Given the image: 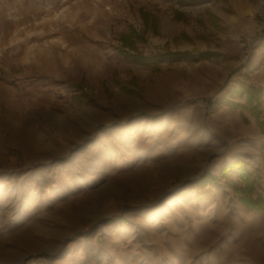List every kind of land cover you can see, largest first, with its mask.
Masks as SVG:
<instances>
[{"label": "rangeland", "instance_id": "obj_1", "mask_svg": "<svg viewBox=\"0 0 264 264\" xmlns=\"http://www.w3.org/2000/svg\"><path fill=\"white\" fill-rule=\"evenodd\" d=\"M174 1L0 0V264H264V133L241 108L230 107L229 123L217 115L222 99L244 95L206 98L185 120L192 127L160 121L140 94L171 64L137 65L115 49L131 24L138 50L158 51L148 32ZM56 134L68 151L29 167L38 146L18 140ZM237 157L259 178L260 212L233 194L235 170L219 175ZM204 173L217 180L186 184Z\"/></svg>", "mask_w": 264, "mask_h": 264}, {"label": "crops", "instance_id": "obj_2", "mask_svg": "<svg viewBox=\"0 0 264 264\" xmlns=\"http://www.w3.org/2000/svg\"><path fill=\"white\" fill-rule=\"evenodd\" d=\"M190 10L197 12L193 14L194 12H189ZM167 14L158 19L157 35L148 32L151 16L146 21L145 32H148V42L157 46V50L163 51V47L170 50H188L193 56L209 50L216 52L217 55L198 60L185 57L174 62L168 57H163L160 64H171L172 67L152 74L147 82V89H143L140 94L148 113L154 114L162 110L160 121L185 123L186 126L192 127L188 123L191 120L187 117L195 120L196 110L206 98L211 96L224 98L239 87L264 85V77L256 83L250 79L254 63L258 66L260 60L262 61L260 70L264 73V53L259 51V49L264 51V45H261V41L264 40V0H175ZM194 21L202 26H194ZM178 35L180 37L176 38L177 40L172 39ZM242 43L252 48L251 52L244 54ZM249 64L251 67L248 68ZM92 104L94 103H90ZM230 107L225 104L217 112L223 122L230 120L228 116ZM243 114L248 123L255 126L254 118L245 111ZM237 115L242 121L239 109ZM102 117L106 118L108 115L104 113ZM256 127L258 129L257 125ZM4 129L9 132L12 126ZM1 131L2 125L0 156H4L8 149L3 142ZM66 140L69 139L56 134L46 138L40 137L39 142L35 143L31 139L26 143L18 140V143L31 149L38 146V149L33 150L32 156L29 155L30 151L26 152L27 162L31 167L36 162H47L67 152L70 145L65 142ZM5 168L9 169L11 166Z\"/></svg>", "mask_w": 264, "mask_h": 264}, {"label": "trees", "instance_id": "obj_3", "mask_svg": "<svg viewBox=\"0 0 264 264\" xmlns=\"http://www.w3.org/2000/svg\"><path fill=\"white\" fill-rule=\"evenodd\" d=\"M141 18L143 23H145V12L141 13ZM145 24L143 25V33H145ZM141 35V34H140ZM120 45L115 49L117 52L125 59L129 60L134 64L143 65V66H151L156 67L163 57H168L171 62L179 61L185 57H191L194 60L198 59H208L212 55H217L214 51L206 50L204 52L197 53L196 56L191 54V51L188 50H170L164 49L163 51H156L149 54H144L138 50L136 45V40H143L136 28L133 25H128V31L122 33L119 36ZM261 45H264V40L261 41ZM263 88L261 86L250 85L246 88H238L235 91L238 94L244 95V103H239L233 99L226 100L222 99L221 102L230 105L232 108H241L242 110L247 111L250 115H252L260 129L261 133H264V118L260 117V109H259V96L262 92ZM126 93L129 94H137L134 89L125 88ZM242 115V119L244 122H247V118ZM260 150L264 151V143L260 145ZM231 170H235L238 176V179L241 183H237L236 181H232V191L233 194L237 197L239 203L243 204L246 208L250 209L254 212H260L263 207V197L256 190L255 183L259 179L258 176L253 177L252 173H250L246 169V164L243 159L237 157L232 161L224 164L221 167L219 175L222 177H227L228 173ZM217 180V177L214 175H210L204 173L194 180H187L186 184H192L195 187H201L208 183L214 182Z\"/></svg>", "mask_w": 264, "mask_h": 264}]
</instances>
